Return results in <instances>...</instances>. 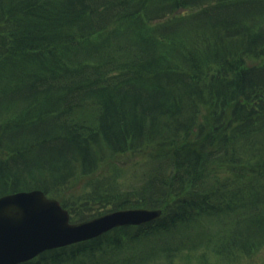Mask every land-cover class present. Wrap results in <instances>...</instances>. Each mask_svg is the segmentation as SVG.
Wrapping results in <instances>:
<instances>
[{"label":"trees","instance_id":"obj_1","mask_svg":"<svg viewBox=\"0 0 264 264\" xmlns=\"http://www.w3.org/2000/svg\"><path fill=\"white\" fill-rule=\"evenodd\" d=\"M71 220L160 208L19 264H240L264 246V0H0V194Z\"/></svg>","mask_w":264,"mask_h":264},{"label":"water","instance_id":"obj_2","mask_svg":"<svg viewBox=\"0 0 264 264\" xmlns=\"http://www.w3.org/2000/svg\"><path fill=\"white\" fill-rule=\"evenodd\" d=\"M161 214L159 208L111 209L69 222L59 201L39 189L0 195V264H18L40 252L67 245L122 225L140 224Z\"/></svg>","mask_w":264,"mask_h":264},{"label":"rangeland","instance_id":"obj_3","mask_svg":"<svg viewBox=\"0 0 264 264\" xmlns=\"http://www.w3.org/2000/svg\"><path fill=\"white\" fill-rule=\"evenodd\" d=\"M152 264H159V262H154ZM240 264H264V246L250 258H242Z\"/></svg>","mask_w":264,"mask_h":264}]
</instances>
